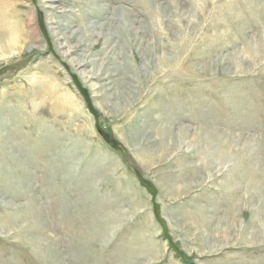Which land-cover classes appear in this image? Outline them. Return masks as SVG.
Here are the masks:
<instances>
[{
    "label": "rangeland",
    "instance_id": "rangeland-1",
    "mask_svg": "<svg viewBox=\"0 0 264 264\" xmlns=\"http://www.w3.org/2000/svg\"><path fill=\"white\" fill-rule=\"evenodd\" d=\"M9 30L0 264H264V0H0Z\"/></svg>",
    "mask_w": 264,
    "mask_h": 264
},
{
    "label": "bare ground",
    "instance_id": "bare-ground-1",
    "mask_svg": "<svg viewBox=\"0 0 264 264\" xmlns=\"http://www.w3.org/2000/svg\"><path fill=\"white\" fill-rule=\"evenodd\" d=\"M51 1V0H50ZM23 3V2H22ZM50 5V4H49ZM2 33H0V51L5 49L7 50V47L5 48L2 44L6 41L7 38H9V35L12 36V32L14 33L12 39L15 40V44L16 46H20L22 45L26 40L22 37V35H20L19 31H13V30H9V31H0ZM5 32V33H4ZM19 32V33H18ZM8 33V34H6ZM4 34V35H3ZM11 39V38H9ZM221 251V249H220Z\"/></svg>",
    "mask_w": 264,
    "mask_h": 264
}]
</instances>
